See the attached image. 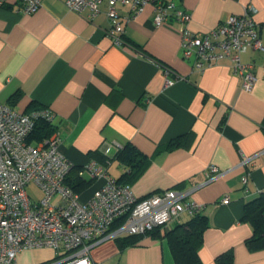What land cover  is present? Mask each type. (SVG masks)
<instances>
[{"label": "crops", "instance_id": "crops-1", "mask_svg": "<svg viewBox=\"0 0 264 264\" xmlns=\"http://www.w3.org/2000/svg\"><path fill=\"white\" fill-rule=\"evenodd\" d=\"M172 1L192 14L188 26L199 33L252 6L264 45V0ZM119 10L125 16L130 6L119 3ZM86 13L69 10L65 0H43L30 13L19 0L0 6V102L25 113L51 109L60 149L76 166L102 152L107 141L114 144L111 154L116 144H135L152 156L130 184L137 197L179 188L204 205V264H218L217 256L230 249L234 264H264V248L250 249L253 227L242 220L246 202L264 190V49L243 54L257 77L246 90L228 60L199 70L185 59L178 22L156 25L152 4L126 22L122 44L107 33L106 2L93 20ZM166 68L173 70L172 84ZM180 135L185 145L156 153ZM210 165L223 173L208 181ZM125 170L118 161L109 166L116 178ZM246 173L248 191L241 181ZM102 182L95 179L81 198ZM227 195L230 202L222 203ZM91 256L97 264H176L167 238L150 234L126 247L116 237L105 239Z\"/></svg>", "mask_w": 264, "mask_h": 264}, {"label": "built area", "instance_id": "built-area-1", "mask_svg": "<svg viewBox=\"0 0 264 264\" xmlns=\"http://www.w3.org/2000/svg\"><path fill=\"white\" fill-rule=\"evenodd\" d=\"M7 1L0 0V6ZM19 1L21 10L27 13L43 3V0ZM105 2L109 18L107 33L116 44L125 42L126 22L152 4L156 25L171 20L178 22L182 56L197 69L228 60L242 78V88H253L257 79L255 65L244 61L243 54L251 49H264V45L255 18L256 9L252 6L199 33L188 26L192 14L172 0H65L69 10L87 11L89 20L98 15ZM119 3L130 6L129 14L121 15ZM172 73L171 68L165 69L167 84L175 81ZM41 116L55 120L49 108L25 113L0 102V264H18L21 252L39 247H51L56 255L38 264H97L91 256V249L97 243L125 234H145L204 209L203 204L189 198V191L179 188L137 197L130 184L119 182L111 174L110 160L103 163L95 158L80 168L79 175L87 174L103 182L88 199H82L66 183L75 164L60 149L61 131L56 129L39 142L29 141L36 119ZM113 145V141L105 142L103 152L111 153ZM123 146L116 144L117 149ZM222 173L217 165L205 170L208 181ZM249 179L250 173L241 178L245 191L249 190ZM30 183L42 188L41 199L32 198L27 189ZM230 200L227 195L221 202ZM121 218L122 224L113 229Z\"/></svg>", "mask_w": 264, "mask_h": 264}, {"label": "trees", "instance_id": "trees-1", "mask_svg": "<svg viewBox=\"0 0 264 264\" xmlns=\"http://www.w3.org/2000/svg\"><path fill=\"white\" fill-rule=\"evenodd\" d=\"M42 109L34 108V110ZM57 125L54 121H49L44 117H38L35 127L29 136V141L39 142L49 137ZM185 135L172 138L165 143L159 144L156 153L164 150H171L185 145ZM188 145V144H187ZM95 159L106 163L110 160L112 163L118 161L125 167L122 175L116 178L119 182L131 184L138 179L149 166L152 156L144 153L135 144L128 142L123 147L116 149L114 154H105L103 151L95 152ZM82 166L73 167L71 173L66 179L77 193H83L94 183L95 179L87 174L79 175ZM123 218L112 226L113 229L119 227ZM243 221L248 222L253 227V234L246 239L250 249L257 250L264 248V190L253 199L245 204ZM174 223V224H173ZM171 227L164 225L155 228L145 234H125L116 237L121 247L136 244L144 235L150 234L156 237L167 238L176 264H204L200 249L204 243L205 231L209 228V217L203 212V209L192 215L182 216L179 220L174 221ZM164 230H163V229ZM218 264H234L235 253L232 249L219 254L216 258Z\"/></svg>", "mask_w": 264, "mask_h": 264}, {"label": "rangeland", "instance_id": "rangeland-1", "mask_svg": "<svg viewBox=\"0 0 264 264\" xmlns=\"http://www.w3.org/2000/svg\"><path fill=\"white\" fill-rule=\"evenodd\" d=\"M117 166V164H116ZM115 166V167H116ZM113 168V167H112ZM114 173V169H112ZM28 192L33 199L39 200L43 197L42 188L36 183H30L27 186ZM58 198V196H57ZM56 255L55 249L51 247H39L35 249H27L21 252L18 256V264H38L52 260Z\"/></svg>", "mask_w": 264, "mask_h": 264}]
</instances>
